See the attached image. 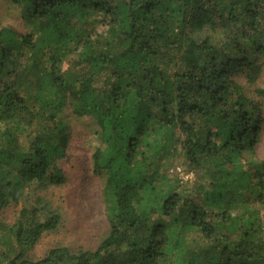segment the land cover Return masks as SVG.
<instances>
[{"label": "trees", "instance_id": "1", "mask_svg": "<svg viewBox=\"0 0 264 264\" xmlns=\"http://www.w3.org/2000/svg\"><path fill=\"white\" fill-rule=\"evenodd\" d=\"M0 2V264H264V0ZM67 114L106 228L33 259Z\"/></svg>", "mask_w": 264, "mask_h": 264}, {"label": "rangeland", "instance_id": "2", "mask_svg": "<svg viewBox=\"0 0 264 264\" xmlns=\"http://www.w3.org/2000/svg\"><path fill=\"white\" fill-rule=\"evenodd\" d=\"M4 9L5 5L0 2V12ZM8 14L7 20L13 12ZM255 86L264 87V75L258 79ZM66 118L70 128L69 142L67 156L60 162L66 182L60 187L49 188L45 194L42 193L58 212L60 224L55 231L42 236L31 252L33 259L42 258L56 247L92 249L106 228L98 184L88 172L90 155L98 146L92 122L70 115ZM257 157L261 161L264 160V134L257 147ZM173 160L169 174H176L187 184L193 183V174H186L182 166L176 163L177 160ZM9 218H12L10 214Z\"/></svg>", "mask_w": 264, "mask_h": 264}, {"label": "built area", "instance_id": "3", "mask_svg": "<svg viewBox=\"0 0 264 264\" xmlns=\"http://www.w3.org/2000/svg\"><path fill=\"white\" fill-rule=\"evenodd\" d=\"M179 171V170H178Z\"/></svg>", "mask_w": 264, "mask_h": 264}]
</instances>
